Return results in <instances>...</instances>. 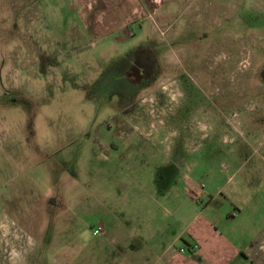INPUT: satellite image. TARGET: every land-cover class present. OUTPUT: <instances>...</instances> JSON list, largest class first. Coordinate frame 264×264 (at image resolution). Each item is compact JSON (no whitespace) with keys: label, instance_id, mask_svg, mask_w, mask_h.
<instances>
[{"label":"rangeland","instance_id":"rangeland-1","mask_svg":"<svg viewBox=\"0 0 264 264\" xmlns=\"http://www.w3.org/2000/svg\"><path fill=\"white\" fill-rule=\"evenodd\" d=\"M199 227L264 250V0H0V264H164Z\"/></svg>","mask_w":264,"mask_h":264},{"label":"crops","instance_id":"crops-1","mask_svg":"<svg viewBox=\"0 0 264 264\" xmlns=\"http://www.w3.org/2000/svg\"><path fill=\"white\" fill-rule=\"evenodd\" d=\"M205 229L206 227H199L196 230H191L192 241L185 242V246L197 244L199 246L197 252L191 255L175 254L171 260L164 264H235L236 261V264L239 263L238 261L247 264H264V250L242 252V249L225 247L226 242H228L226 239L224 240L226 242H222V237L218 238L215 234L211 235ZM262 238H264V234ZM139 241L148 251L153 252L147 247L144 238H140ZM168 248L170 247L168 246ZM166 252L167 249H164V254ZM148 260L143 258L139 264H149ZM133 264L137 263L134 262Z\"/></svg>","mask_w":264,"mask_h":264},{"label":"built area","instance_id":"built-area-1","mask_svg":"<svg viewBox=\"0 0 264 264\" xmlns=\"http://www.w3.org/2000/svg\"><path fill=\"white\" fill-rule=\"evenodd\" d=\"M100 230H101L100 226L95 228L93 230V235L94 236L99 235ZM198 248H199V246L197 244H191V245L185 246L183 248H180L179 253L183 254V255H191V254H194L195 252H197Z\"/></svg>","mask_w":264,"mask_h":264},{"label":"flooded vegetation","instance_id":"flooded-vegetation-1","mask_svg":"<svg viewBox=\"0 0 264 264\" xmlns=\"http://www.w3.org/2000/svg\"><path fill=\"white\" fill-rule=\"evenodd\" d=\"M135 54H136V52H135ZM136 56V55H135ZM145 58H147V56L145 57ZM139 63V61H136V65ZM146 66V62H142V65L141 66H137L136 67V71L137 72H139V74L141 75V76H144L145 75V71H141L142 69H143V67H145ZM141 71V72H140ZM126 76H125V78L128 80V81H130L131 83H142L143 81H146L147 79H150L151 78V76H146L145 78H143V81H141V82H133V81H131L130 80V78H129V76H128V72H126V74H125ZM152 75H153V73H152Z\"/></svg>","mask_w":264,"mask_h":264}]
</instances>
